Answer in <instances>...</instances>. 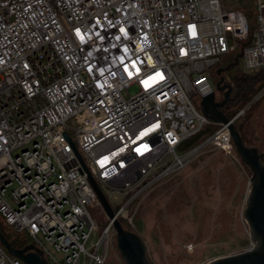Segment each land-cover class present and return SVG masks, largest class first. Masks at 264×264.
Wrapping results in <instances>:
<instances>
[{
    "label": "built area",
    "instance_id": "built-area-1",
    "mask_svg": "<svg viewBox=\"0 0 264 264\" xmlns=\"http://www.w3.org/2000/svg\"><path fill=\"white\" fill-rule=\"evenodd\" d=\"M236 1L0 0V217L49 264H105L114 229L94 218L103 208L63 132L124 218L190 163L196 148L178 149L214 124L192 99L214 92L210 69L248 38ZM255 1L242 59L264 70V0ZM214 125L206 146L235 149L229 126ZM0 264L25 263L0 243Z\"/></svg>",
    "mask_w": 264,
    "mask_h": 264
},
{
    "label": "rangeland",
    "instance_id": "rangeland-1",
    "mask_svg": "<svg viewBox=\"0 0 264 264\" xmlns=\"http://www.w3.org/2000/svg\"><path fill=\"white\" fill-rule=\"evenodd\" d=\"M240 53L239 49L224 56L210 69L209 79L219 102L224 100V94L217 89L221 77L225 84L232 86L234 100L223 111L236 113L233 117L236 118L245 110L240 116L248 118L251 124L244 136L247 146L256 147L264 154V99L254 111L245 115L264 95V70H247L241 63L221 76L217 73ZM192 102L202 111L200 97H194ZM178 153L183 152L178 149ZM251 178V169L242 162L236 149L226 152L207 145L184 169L167 176L133 200L126 208L123 224L144 240L151 264H208L218 258L246 252L254 244L244 216ZM113 200L118 205L122 197L114 193ZM91 212L103 231L110 223L108 217L101 208ZM98 236L95 233L88 246ZM49 248L58 259L62 258V254ZM78 264H85L83 257ZM105 264H126L117 249L114 229Z\"/></svg>",
    "mask_w": 264,
    "mask_h": 264
},
{
    "label": "water",
    "instance_id": "water-1",
    "mask_svg": "<svg viewBox=\"0 0 264 264\" xmlns=\"http://www.w3.org/2000/svg\"><path fill=\"white\" fill-rule=\"evenodd\" d=\"M242 57L243 51H241V53L235 58V61L229 64L226 68H219L217 71L218 75L221 76L223 72L237 66ZM217 89L224 94V100L220 102L217 101L215 91L212 92L202 99V112L214 124L229 126L237 154L242 162L252 171L250 190L244 216L250 227L251 241L254 243V248L250 246L249 251L247 252L218 258L208 264H264V154L261 153L258 148L249 147L245 144L235 124V120L229 118L223 111L224 107L234 100L231 98L233 92L232 86L225 84V79L221 77L217 83ZM254 101H252V103ZM252 103H250V105ZM247 108L248 107H246V109ZM63 135L82 164L106 216L110 223H112L116 233L117 249L124 262L126 264H151L144 240L137 233L128 230L120 221L98 182L89 171L81 154L72 143V140L65 132H63ZM205 146L206 142L197 147L195 149L196 152ZM0 243L6 248L10 255L20 259L25 264H49L43 257V253L37 249L35 245L29 244L23 249H16L4 236L1 230Z\"/></svg>",
    "mask_w": 264,
    "mask_h": 264
},
{
    "label": "trees",
    "instance_id": "trees-1",
    "mask_svg": "<svg viewBox=\"0 0 264 264\" xmlns=\"http://www.w3.org/2000/svg\"><path fill=\"white\" fill-rule=\"evenodd\" d=\"M237 6L239 10H241L244 15L247 18L248 25H249V35L248 38L245 41H242L241 44L239 45V49L241 50L242 46L245 44H250L252 43L253 40V35L256 31L257 24L256 21L254 20L255 17V12L257 11L256 8V1L255 0H237L236 1ZM238 55H235L229 62L233 63L235 61V58ZM229 63V64H231ZM243 63V59L240 58L239 64ZM264 99V95H262L255 103L251 105L249 109H247L245 115H248L250 112L254 111L262 102ZM248 99L247 101H249ZM236 113L232 114H226L229 118L233 119ZM235 124L243 138V141L247 145V142L244 139V136L248 133V127L251 126L250 120L246 117H239L236 119ZM217 125H207L205 126L198 134L195 136L191 137L188 139L186 142L183 143L182 146H180L179 150L181 152L185 151H191L202 144H204L210 136H212L217 130H218ZM114 210L117 211V208L114 207ZM122 223H125V219L123 217L119 218ZM0 230L4 234V236L11 242L14 248L16 249H23L27 245H29V239L26 237V235L23 234H17L13 230H11L1 219H0ZM246 249H248V245L246 244Z\"/></svg>",
    "mask_w": 264,
    "mask_h": 264
},
{
    "label": "snow or ice",
    "instance_id": "snow-or-ice-1",
    "mask_svg": "<svg viewBox=\"0 0 264 264\" xmlns=\"http://www.w3.org/2000/svg\"><path fill=\"white\" fill-rule=\"evenodd\" d=\"M125 71H127V68H125ZM128 74H129V76H131V75H132V73H131V72H129ZM156 75H157L158 77H160V79H163V76H162V74H161V73H157ZM142 83H144V84H145V86H147V84H148V82H147V81H142Z\"/></svg>",
    "mask_w": 264,
    "mask_h": 264
}]
</instances>
